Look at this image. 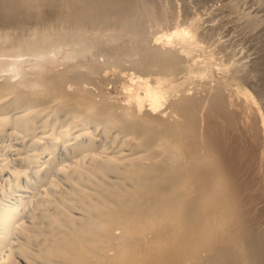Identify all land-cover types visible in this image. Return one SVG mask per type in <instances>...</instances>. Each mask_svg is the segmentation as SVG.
<instances>
[{
	"label": "bare ground",
	"instance_id": "6f19581e",
	"mask_svg": "<svg viewBox=\"0 0 264 264\" xmlns=\"http://www.w3.org/2000/svg\"><path fill=\"white\" fill-rule=\"evenodd\" d=\"M203 14L0 0V264H264L217 140L237 102L264 132L254 69Z\"/></svg>",
	"mask_w": 264,
	"mask_h": 264
},
{
	"label": "rangeland",
	"instance_id": "374dc122",
	"mask_svg": "<svg viewBox=\"0 0 264 264\" xmlns=\"http://www.w3.org/2000/svg\"><path fill=\"white\" fill-rule=\"evenodd\" d=\"M174 1L202 11V18L208 17L209 21L204 25L215 22L219 34L214 38L223 36L220 42L224 45L221 52L215 53H237L235 58L254 69L244 81L245 87L252 91L264 114V0ZM115 92L116 88L107 96L116 97ZM237 103L233 118L225 120L218 131L221 165L225 177L238 185L236 195L248 198L253 216L264 225V132L253 112L244 103Z\"/></svg>",
	"mask_w": 264,
	"mask_h": 264
}]
</instances>
